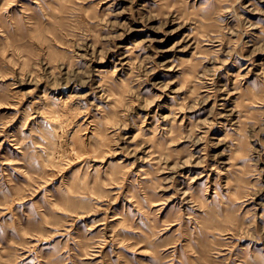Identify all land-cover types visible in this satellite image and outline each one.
<instances>
[{"label":"rangeland","instance_id":"374dc122","mask_svg":"<svg viewBox=\"0 0 264 264\" xmlns=\"http://www.w3.org/2000/svg\"><path fill=\"white\" fill-rule=\"evenodd\" d=\"M0 264H264V0H0Z\"/></svg>","mask_w":264,"mask_h":264},{"label":"bare ground","instance_id":"6f19581e","mask_svg":"<svg viewBox=\"0 0 264 264\" xmlns=\"http://www.w3.org/2000/svg\"><path fill=\"white\" fill-rule=\"evenodd\" d=\"M211 72V71H210ZM208 73V72H207ZM209 77V76H208ZM217 77V76H216ZM214 79V78H213ZM214 81V80H213ZM211 83V82H210ZM215 89V88H214ZM220 92V91H219ZM216 96V95H215ZM208 98V97H207ZM215 103H216V101H215ZM215 105V104H214Z\"/></svg>","mask_w":264,"mask_h":264},{"label":"clouds","instance_id":"9594fccd","mask_svg":"<svg viewBox=\"0 0 264 264\" xmlns=\"http://www.w3.org/2000/svg\"><path fill=\"white\" fill-rule=\"evenodd\" d=\"M89 170H91V169H89Z\"/></svg>","mask_w":264,"mask_h":264}]
</instances>
